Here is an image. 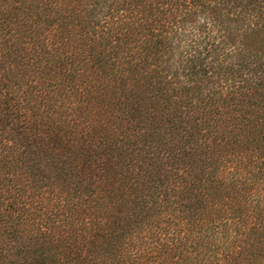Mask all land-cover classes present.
<instances>
[{
	"label": "trees",
	"instance_id": "trees-1",
	"mask_svg": "<svg viewBox=\"0 0 264 264\" xmlns=\"http://www.w3.org/2000/svg\"><path fill=\"white\" fill-rule=\"evenodd\" d=\"M0 264H264V0H0Z\"/></svg>",
	"mask_w": 264,
	"mask_h": 264
}]
</instances>
